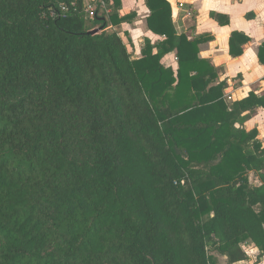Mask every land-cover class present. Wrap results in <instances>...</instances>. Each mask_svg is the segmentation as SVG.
I'll use <instances>...</instances> for the list:
<instances>
[{
	"label": "trees",
	"instance_id": "obj_1",
	"mask_svg": "<svg viewBox=\"0 0 264 264\" xmlns=\"http://www.w3.org/2000/svg\"><path fill=\"white\" fill-rule=\"evenodd\" d=\"M145 3L161 40L134 59L114 30L132 18L122 0L95 18L85 0H0V264L264 256V149L236 128L264 97L229 110L206 40L178 34L168 0ZM248 42L234 32L230 55Z\"/></svg>",
	"mask_w": 264,
	"mask_h": 264
},
{
	"label": "crops",
	"instance_id": "obj_2",
	"mask_svg": "<svg viewBox=\"0 0 264 264\" xmlns=\"http://www.w3.org/2000/svg\"><path fill=\"white\" fill-rule=\"evenodd\" d=\"M99 0H85L86 5ZM172 7L173 23L178 34H186L195 39L206 40L200 47V58L211 61L218 72L217 84L225 83L224 102L229 110L247 99L250 94L264 97V66L259 61V53L264 44V0H168ZM183 3L178 10L177 4ZM121 17L132 18L122 23L117 32L124 38L130 53L136 52L134 58L141 57L146 40L153 43L161 40L154 35L147 25L150 11L145 0H122ZM212 15L228 18V24L221 26ZM239 32L249 39L243 46V55L234 58L230 55V38ZM163 65L177 70V59L174 54L162 60ZM243 128L246 132H257V140L264 149V108L247 111ZM264 173V172H263ZM250 182L261 186L263 181L259 174L251 173ZM246 261L237 264H264V256L258 248H245ZM226 261V259H225ZM227 262V261H226ZM226 262L224 264H226Z\"/></svg>",
	"mask_w": 264,
	"mask_h": 264
},
{
	"label": "built area",
	"instance_id": "obj_3",
	"mask_svg": "<svg viewBox=\"0 0 264 264\" xmlns=\"http://www.w3.org/2000/svg\"><path fill=\"white\" fill-rule=\"evenodd\" d=\"M100 4H101V6H102V9L107 13V14H109V10L107 9V7H106V5H105V3L103 2V1H100ZM177 8H178V10H181V8H183V3L182 2H179L178 4H177ZM61 9L63 10V11H65L66 9H65V7H61ZM86 13H87V15L89 16V18H95V16L97 15V1L96 2H92L91 4H89V5H86Z\"/></svg>",
	"mask_w": 264,
	"mask_h": 264
},
{
	"label": "rangeland",
	"instance_id": "obj_4",
	"mask_svg": "<svg viewBox=\"0 0 264 264\" xmlns=\"http://www.w3.org/2000/svg\"><path fill=\"white\" fill-rule=\"evenodd\" d=\"M130 52H132V51H130ZM136 52H134L133 54H135ZM217 258H218V261L220 262V263H222V264H224L226 261H225V259L223 258V257H221L220 255H217Z\"/></svg>",
	"mask_w": 264,
	"mask_h": 264
},
{
	"label": "water",
	"instance_id": "obj_5",
	"mask_svg": "<svg viewBox=\"0 0 264 264\" xmlns=\"http://www.w3.org/2000/svg\"><path fill=\"white\" fill-rule=\"evenodd\" d=\"M102 30H103V28H99V29H96V30L91 31L89 34L94 35V34L100 32V31H102ZM134 59H136V58H134Z\"/></svg>",
	"mask_w": 264,
	"mask_h": 264
}]
</instances>
